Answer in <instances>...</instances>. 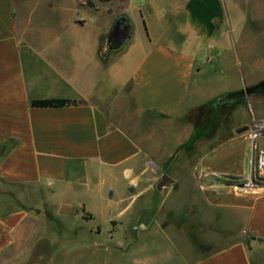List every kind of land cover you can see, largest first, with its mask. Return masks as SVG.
I'll list each match as a JSON object with an SVG mask.
<instances>
[{
	"label": "crops",
	"instance_id": "1",
	"mask_svg": "<svg viewBox=\"0 0 264 264\" xmlns=\"http://www.w3.org/2000/svg\"><path fill=\"white\" fill-rule=\"evenodd\" d=\"M29 1L0 0V264H101L98 256L112 264L128 257V249L114 245H130V239L114 241L123 216L99 213L120 197L119 203L128 202L120 214H127L130 198L145 195L128 193L147 176L146 149L159 148L161 132L170 165L188 166L175 182L193 179L194 166L214 160L224 166L218 173H228L225 167L233 163L240 165L235 175L243 172L244 139L237 142L239 153L178 157L180 149L206 137L207 120L197 127L189 114L212 102L220 107L216 101L225 91L241 92L218 90L219 74L212 69L224 67L217 37L225 3L61 0L53 15H69L68 24L36 31L19 28L33 19L26 14ZM84 11L96 25L89 37L82 36ZM121 16L130 35L114 48L110 35ZM235 68L239 76V59L233 73ZM47 99L78 104L31 105ZM236 117L238 129L247 126L245 110ZM240 199L248 210L244 239L195 261L181 257L180 264H253L246 238H254L250 246L264 240V200L258 194Z\"/></svg>",
	"mask_w": 264,
	"mask_h": 264
},
{
	"label": "rangeland",
	"instance_id": "2",
	"mask_svg": "<svg viewBox=\"0 0 264 264\" xmlns=\"http://www.w3.org/2000/svg\"><path fill=\"white\" fill-rule=\"evenodd\" d=\"M60 1L30 0L26 14L33 15V19L28 25L23 22L19 28L42 31L59 28L53 23L62 24L61 27L67 25L69 15H53ZM223 1L227 16L218 31L217 44L222 50L224 67L217 64L212 66V69L216 67L219 74L216 88L246 92L249 87L264 81V0ZM81 15L88 20L87 26L82 29V36L89 37L96 29L90 19L92 13L84 11ZM238 59L241 66L239 76L236 68L233 73ZM221 71L223 76L220 75ZM227 93L225 91L220 96L224 97ZM212 103L207 127L202 129L207 131L206 137L189 144L188 148L180 149L178 157L184 158L187 154L190 157L207 155L209 160H213L217 151L239 153L237 142L244 139L247 150L241 161L243 172L235 175L232 170L238 169L240 165L233 163L226 165L225 168L230 169L228 173H218L216 171L224 166L215 164L214 160L205 166H194L196 176L193 179L181 178L175 182L174 178H179L188 166L182 163L175 169L170 165L169 145L165 133L161 132L159 148L146 149L149 153L147 176L137 190L128 193L135 195L142 190L146 192L145 195L130 198L127 214H120V209L125 210L128 205V202L119 203L120 197L113 198V204L103 209L105 214L99 213L100 218L102 215L123 216L120 219L123 222L122 232L115 236L114 241L123 243L130 239V245H114L115 249H128V257L118 261L112 259V264H140L139 260L141 264H161L164 260L180 264L181 257L195 261L229 247L238 239H244L242 225L247 220L248 210L240 198L258 194L264 200V176L252 179V186L241 189V185L250 179V146L245 135L237 132L239 124L236 114L238 110H245L247 126L252 120L264 121V94L252 96L245 93L244 98L237 103H224L220 107ZM232 137L239 139L230 147L232 143L229 140ZM259 148L264 149V140L259 141ZM164 175L174 182L158 190L157 186ZM92 207L96 208L97 204L92 203ZM252 240L254 238H246L253 264H264V240H257L250 246ZM100 258L101 264H104L102 257L98 256L97 261Z\"/></svg>",
	"mask_w": 264,
	"mask_h": 264
},
{
	"label": "water",
	"instance_id": "3",
	"mask_svg": "<svg viewBox=\"0 0 264 264\" xmlns=\"http://www.w3.org/2000/svg\"><path fill=\"white\" fill-rule=\"evenodd\" d=\"M130 35V24L128 19L124 16H121L114 24L111 35H110V44L114 48L120 47L129 37ZM248 95H258L264 94V81L260 84L250 87L244 92V94ZM239 97H228L222 96L216 101L217 105L224 104V103H233L240 99L242 96L241 92L236 93ZM248 129V126L241 127L237 130L238 133H244ZM174 180H172L169 176L164 175L161 182L158 184V190H162L164 187L169 186L172 184Z\"/></svg>",
	"mask_w": 264,
	"mask_h": 264
},
{
	"label": "built area",
	"instance_id": "4",
	"mask_svg": "<svg viewBox=\"0 0 264 264\" xmlns=\"http://www.w3.org/2000/svg\"><path fill=\"white\" fill-rule=\"evenodd\" d=\"M244 135L250 146V179L241 185V189L252 186V179L264 176V149L259 148V141L264 140V121L252 120Z\"/></svg>",
	"mask_w": 264,
	"mask_h": 264
},
{
	"label": "trees",
	"instance_id": "5",
	"mask_svg": "<svg viewBox=\"0 0 264 264\" xmlns=\"http://www.w3.org/2000/svg\"><path fill=\"white\" fill-rule=\"evenodd\" d=\"M242 96H244V91H241ZM237 95L236 93L228 94L227 96ZM78 104L75 100H67V99H47V100H34L32 101L31 105L35 108H61L70 105ZM213 108V103L208 105L201 106L195 110H193L188 119L195 124V126H203L205 121L211 115V109ZM263 241L262 239H258Z\"/></svg>",
	"mask_w": 264,
	"mask_h": 264
},
{
	"label": "flooded vegetation",
	"instance_id": "6",
	"mask_svg": "<svg viewBox=\"0 0 264 264\" xmlns=\"http://www.w3.org/2000/svg\"><path fill=\"white\" fill-rule=\"evenodd\" d=\"M228 97H239V96H238V95H233V96H227V98H228Z\"/></svg>",
	"mask_w": 264,
	"mask_h": 264
}]
</instances>
